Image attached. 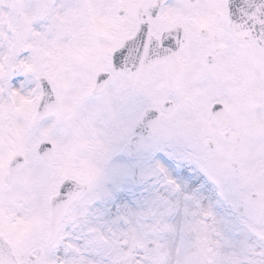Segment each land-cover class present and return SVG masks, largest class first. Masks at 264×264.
<instances>
[{"label": "snow or ice", "instance_id": "6c2138e0", "mask_svg": "<svg viewBox=\"0 0 264 264\" xmlns=\"http://www.w3.org/2000/svg\"><path fill=\"white\" fill-rule=\"evenodd\" d=\"M0 264H264V0H0Z\"/></svg>", "mask_w": 264, "mask_h": 264}]
</instances>
